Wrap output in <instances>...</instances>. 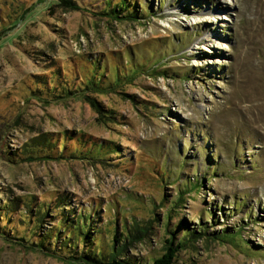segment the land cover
Segmentation results:
<instances>
[{
  "label": "rangeland",
  "instance_id": "rangeland-1",
  "mask_svg": "<svg viewBox=\"0 0 264 264\" xmlns=\"http://www.w3.org/2000/svg\"><path fill=\"white\" fill-rule=\"evenodd\" d=\"M121 1L0 0V264H264V0Z\"/></svg>",
  "mask_w": 264,
  "mask_h": 264
},
{
  "label": "trees",
  "instance_id": "trees-1",
  "mask_svg": "<svg viewBox=\"0 0 264 264\" xmlns=\"http://www.w3.org/2000/svg\"><path fill=\"white\" fill-rule=\"evenodd\" d=\"M121 4H126L125 0H122L121 1ZM115 10H118L117 8H115ZM98 83H94L92 82V80H89V82L87 83V87H89L90 89L94 88V87H98L99 85H97ZM96 85V86H95ZM86 98L88 99L87 101H89L91 104H95L93 99H91L90 96H87L86 95ZM61 154V153H59ZM58 154V155H59ZM57 155V156H58ZM53 155H51L50 157H52ZM3 210V209H1ZM2 215V214H1ZM2 229V228H1ZM50 231V230H49ZM82 233V236H83V241L85 242V245H88L89 247L91 246V240L89 239L88 237V234L86 233H83V232H80ZM198 232H196V230H190V232H188V235H189V238H192L194 237L195 235H198L197 234ZM0 235L10 241V239H7L8 237H6L7 233L2 229L0 230ZM123 236L122 233H118L117 235L114 233L113 235V241H117ZM45 236H41V240H39V242L37 244H32L34 246H40V247H44V238ZM130 237H133V236H130ZM186 237H184L181 241H174V238L172 236V239H167L166 240V246L164 248L165 252L159 256V257H156L154 258L151 262L149 263H144V264H171L172 262V259L174 258V255H175V252L181 248V247H184L185 243L184 241L185 240H189V239H185ZM188 238V237H187ZM15 239H20L21 241H25L24 238H15ZM121 240V239H120ZM129 241V240H128ZM124 247V245H122ZM121 247V246H120ZM88 251L90 249H87ZM122 250L123 248H116L114 250L111 251L110 254H103L102 251L99 250L98 253H82L81 255H77V254H73V253H70V254H65L63 256V258L67 259V261H70L69 263L75 261V262H78V263H88V264H132L130 262H128L127 260H123V259H118V256L121 255L122 253ZM95 255V256H94Z\"/></svg>",
  "mask_w": 264,
  "mask_h": 264
}]
</instances>
